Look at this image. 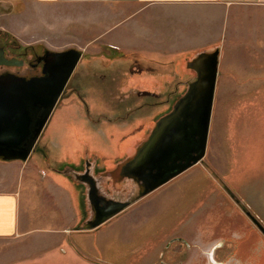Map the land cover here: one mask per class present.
I'll return each mask as SVG.
<instances>
[{
  "label": "rangeland",
  "instance_id": "rangeland-1",
  "mask_svg": "<svg viewBox=\"0 0 264 264\" xmlns=\"http://www.w3.org/2000/svg\"><path fill=\"white\" fill-rule=\"evenodd\" d=\"M118 10L0 0V47L24 60L0 64V111L22 81L46 76L32 64L37 56L80 54L28 156L0 155V188L16 187L22 175L24 197L44 192L37 219L26 202V225L0 235V264H264V19L243 14L223 31L224 50L216 43L205 155L140 195L142 181L123 166L196 80L189 62L213 47V36L196 10L181 18L159 4L145 9L140 26L129 19L118 25ZM125 31L138 40L121 41ZM144 75L149 79L138 80ZM85 173L98 195L126 203L89 228L94 211Z\"/></svg>",
  "mask_w": 264,
  "mask_h": 264
},
{
  "label": "water",
  "instance_id": "water-1",
  "mask_svg": "<svg viewBox=\"0 0 264 264\" xmlns=\"http://www.w3.org/2000/svg\"><path fill=\"white\" fill-rule=\"evenodd\" d=\"M52 55L56 59L67 58L64 69L57 73L49 72L40 79L22 81L7 95V110L1 108L0 155L5 158L25 159L31 152L80 54L76 50H67ZM0 64L21 65L22 60L7 58L0 47ZM217 65L218 50L201 52L189 62V66L197 71V79L189 84L173 109L157 121L148 140L138 148L135 156L124 164L125 174L142 181L140 195L166 183L205 155ZM47 70L48 66L43 71L47 73ZM81 178L90 184L91 198L95 182L88 173ZM125 205V202L109 200L107 212L89 227L102 223Z\"/></svg>",
  "mask_w": 264,
  "mask_h": 264
},
{
  "label": "crops",
  "instance_id": "crops-1",
  "mask_svg": "<svg viewBox=\"0 0 264 264\" xmlns=\"http://www.w3.org/2000/svg\"><path fill=\"white\" fill-rule=\"evenodd\" d=\"M55 2L63 3H74V4H101V5H116L120 10H118L119 23L129 19L133 20L137 26L141 25V15L144 13L145 9L152 10L156 5L164 4L166 8L174 9L177 12H181V18H189L191 14H185V12H191L196 10V19L197 20H208V35L213 36L211 43L213 47L210 48V45L206 48H203L201 51L208 52L213 50H218V71L219 72V47L216 43L220 44L221 49L224 50L226 46L225 39L222 38V33L225 30H229V27L232 26L234 20L242 17L243 14L251 15L256 19H264V0H51ZM237 15V17H236ZM124 18V19H123ZM166 18H169L166 16ZM257 22L260 26L263 25L262 22ZM202 31V29H200ZM132 33L122 34L121 41H137L135 37H131L130 40L128 37ZM134 34V31H133ZM140 39V38H139ZM150 40V39H149ZM216 44V45H214ZM206 50V51H205ZM77 65V63H76ZM75 65V66H76ZM75 69V68H74ZM195 70V69H194ZM196 71V70H195ZM197 73V71H196ZM216 77V83H217ZM139 79V78H138ZM197 79V78H196ZM195 81V80H194ZM216 90V85H215ZM214 90V97H215ZM16 184L14 188H0V235H9L15 232H18L19 227L24 225L23 214H22V204L28 203L29 211H33L35 214L39 210V206L43 202V190L35 188L34 192L25 193L22 192V181L20 184V178L22 175L17 176ZM41 192V193H40ZM187 199V196L183 197ZM57 201V199L55 200ZM54 201V202H55ZM60 202V199H58ZM37 215H33L34 218ZM35 223V222H34ZM26 225V224H25Z\"/></svg>",
  "mask_w": 264,
  "mask_h": 264
},
{
  "label": "flooded vegetation",
  "instance_id": "flooded-vegetation-1",
  "mask_svg": "<svg viewBox=\"0 0 264 264\" xmlns=\"http://www.w3.org/2000/svg\"><path fill=\"white\" fill-rule=\"evenodd\" d=\"M3 50H4V55L7 58H17L18 60H22V64L21 65L24 64V60L23 59L18 58L16 56H9L4 48H3ZM52 53H54V52H50L49 51V52H46L44 55L37 56L36 59H35V62L32 63V64L33 65L35 64V66H36V65H38L40 63L42 65L41 69H43V70L46 68V66H48V70L49 71L47 70L46 71L47 73L42 71V73H44V74H48L49 72H53V73L59 72L61 69H63V66L66 64L67 58H64L62 60L60 58L56 59L52 55ZM58 60H59V64H57ZM9 66H14V65H10L9 64ZM70 77H71V75H70ZM70 77L68 78L67 82L65 83L63 90L65 89L66 85L68 84V81H69ZM148 79H149L148 76L144 75V76H141L138 80H141V82L142 81L145 82ZM60 96H61V94H60ZM60 96L58 97V100H59ZM58 100L56 101L54 107L58 103ZM54 107H53V109H54ZM53 109H52V111H53ZM52 111H51L49 117L47 118V121H46L45 125H47V123H48V121L50 119V116L52 114ZM39 136H40V134L38 135L36 141L38 140ZM90 190H91V188H90ZM90 199H91V204H92V208H93L94 213H93L92 219L88 220V222L86 223V226H88V228H89V225L94 220H96L98 217L102 216L105 212H107V209L109 208V200L105 199L103 196L98 195L96 189H94V191H92ZM260 261H262V259Z\"/></svg>",
  "mask_w": 264,
  "mask_h": 264
},
{
  "label": "bare ground",
  "instance_id": "bare-ground-1",
  "mask_svg": "<svg viewBox=\"0 0 264 264\" xmlns=\"http://www.w3.org/2000/svg\"><path fill=\"white\" fill-rule=\"evenodd\" d=\"M74 68H75V67H74ZM63 69H64V67H63ZM73 70H74V69H73ZM72 72H73V71H72ZM71 74H72V73H71ZM71 74H70V75H71ZM69 77H70V76H69ZM48 117H49V116H48ZM211 118H212V114H211ZM46 121H47V120H46ZM210 122H211V121H210ZM45 123H46V122H45ZM43 128H44V126H43ZM43 128H42V129H43ZM209 128H210V127H209ZM41 131H42V130H41ZM41 131H40V133H41ZM40 133H39V134H40ZM208 134H209V133H208ZM207 140H208V138H207ZM35 143H36V141H35ZM206 145H207V144H206ZM84 181H85V180H84Z\"/></svg>",
  "mask_w": 264,
  "mask_h": 264
}]
</instances>
